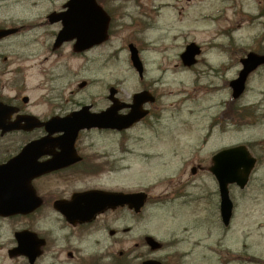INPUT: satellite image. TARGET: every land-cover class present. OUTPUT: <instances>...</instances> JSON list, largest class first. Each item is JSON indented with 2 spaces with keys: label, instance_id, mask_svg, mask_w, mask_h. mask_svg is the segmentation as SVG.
Instances as JSON below:
<instances>
[{
  "label": "flooded vegetation",
  "instance_id": "obj_1",
  "mask_svg": "<svg viewBox=\"0 0 264 264\" xmlns=\"http://www.w3.org/2000/svg\"><path fill=\"white\" fill-rule=\"evenodd\" d=\"M20 1L0 0V12L23 15L33 9L36 14L0 21V30H15L0 44L30 30L38 32L40 63L49 64L48 69L41 67V83L49 91L34 100L27 94L32 57L27 51L0 55V104L6 107L0 117V264H188L195 256L202 261L206 250L215 249L207 240L217 237L218 246L222 241L220 233L206 232L209 223L222 228L220 185L210 166L213 156L232 148V100L205 115L195 95L154 88L166 83L169 70L184 78L185 72L202 68L206 79L213 76L210 71L216 75L224 69L225 75L232 69V26L218 30L229 41L211 45L210 53L219 58L214 62L204 56L208 46L198 45L195 63L185 66L180 59L185 45L174 60L155 63L159 73L148 80L145 50L136 46L142 71H133L149 84L126 101L117 88L100 82L101 92L78 101L74 61L105 43L80 54L74 51L76 39L58 46V35L72 19L69 0ZM183 1L187 7L189 0ZM95 2L110 18L111 35L114 2ZM182 14L177 12L176 19ZM213 16L218 18L220 11L208 24ZM69 25L83 26L77 20ZM246 54L240 51L235 65L241 66ZM58 80L65 84L55 89ZM136 94L142 96L134 103ZM132 107L140 118L125 128L121 124ZM206 145L216 146L207 162ZM228 197L232 202L231 184ZM161 214L169 223L167 240L157 227ZM227 229L222 230L223 239Z\"/></svg>",
  "mask_w": 264,
  "mask_h": 264
},
{
  "label": "rangeland",
  "instance_id": "obj_2",
  "mask_svg": "<svg viewBox=\"0 0 264 264\" xmlns=\"http://www.w3.org/2000/svg\"><path fill=\"white\" fill-rule=\"evenodd\" d=\"M30 1L22 0L19 3L27 5ZM113 2L111 5L116 8V21L110 40L99 50L74 61L78 101L87 93L101 92L103 87L100 82L104 86L117 88L121 97L129 101L131 95L140 91L142 85L149 84L148 80L157 77L159 70L155 63L158 65L166 60H174L176 54L189 42L208 46L206 49L208 52L204 56L214 62L219 58H216L214 53L212 55L209 48L215 43L226 44L229 41L228 37L222 36L218 30L232 26V69L225 75L224 69L220 74L216 72V75L210 71L213 76L206 79L202 76V70L205 72L207 70L202 68L185 72L188 78H184L174 76L172 74L174 70L171 72L169 70L165 75L166 83L154 88L159 93L176 95L186 92L191 96L195 95L196 99L203 102L204 114H213L225 108L229 101L231 92L228 82L235 79L240 70V66L235 65L240 51L264 49V0H189L187 7L183 0H113ZM161 7L163 8L160 9ZM217 11H220V16L215 18L214 15L212 19L214 22L210 24H205V20H200L198 16L216 14ZM177 12L186 15L182 14L181 19H176ZM34 14L36 11L33 9L25 10L23 15L17 11H4V14L0 12V21L7 18H28ZM160 20L164 21L160 23ZM158 23L161 24L160 27ZM146 28L149 29L142 32ZM37 33L30 30L0 44L2 56L15 51L19 55L25 54L26 51L32 55L28 63L30 68L27 94L33 100L39 93L49 91L46 88L43 90L41 83L43 70L48 69L49 64L40 63L43 55L42 39ZM129 43L145 50L142 58L150 77L144 82L137 79L129 63L127 51ZM220 49L225 51L221 47ZM42 66L45 67L43 70ZM82 83H86L87 87L81 88ZM64 84L63 80H58L52 86L56 89ZM215 90L219 93L213 96L210 92ZM186 108L198 109L193 106ZM232 109L237 114L236 121L232 123V146L251 144L252 154L259 158V163L248 187L242 191L232 187V201L236 208L226 237L223 239V229L219 226L209 223L206 227V232L220 233L222 238L220 246L216 243L217 237H211L206 243L215 248L212 251L214 254L206 250L202 261L195 256L189 259L188 264H264V68L248 78L246 92L236 103L232 102ZM207 123L206 119L204 127ZM215 149V145H206V162ZM157 227L158 231L162 232V237L167 240L169 223L164 214L160 215ZM187 248L188 245L183 246L184 250ZM225 250L231 251V254L226 255Z\"/></svg>",
  "mask_w": 264,
  "mask_h": 264
},
{
  "label": "water",
  "instance_id": "obj_3",
  "mask_svg": "<svg viewBox=\"0 0 264 264\" xmlns=\"http://www.w3.org/2000/svg\"><path fill=\"white\" fill-rule=\"evenodd\" d=\"M71 4L78 7L80 5L89 6L84 12L88 14V19L86 20L89 21L88 28H90L89 34L86 36L95 39L91 45L104 41L106 37L107 20L98 15L100 12L94 5V1L89 0V2H81V0H72ZM8 34L9 32H0V39ZM130 48L132 51V61L135 67L139 69L136 52L132 47ZM242 65L243 68L240 71L238 78L230 84L233 99H238L243 94L249 74L260 65H264V56L249 54L247 58L242 61ZM1 115L2 113H0V116ZM228 157H230V159ZM213 161L215 165L211 168V172L217 176L220 183L221 215L224 225L227 226L233 212V204L228 198L227 185L228 183H232L237 185L240 189H243L248 182V178L256 161L250 157L245 147H236L224 151L217 155Z\"/></svg>",
  "mask_w": 264,
  "mask_h": 264
}]
</instances>
